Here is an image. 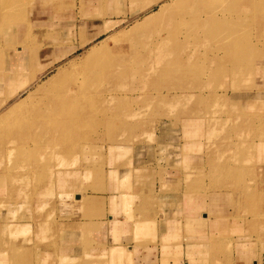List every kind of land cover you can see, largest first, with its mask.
Wrapping results in <instances>:
<instances>
[{"label": "rangeland", "instance_id": "1", "mask_svg": "<svg viewBox=\"0 0 264 264\" xmlns=\"http://www.w3.org/2000/svg\"><path fill=\"white\" fill-rule=\"evenodd\" d=\"M75 3L56 0L54 13L66 11L53 15L38 0H0V74L25 32L31 43L38 39L35 44H44L47 39L35 37L47 34L56 38L61 53L70 50L61 46L71 41L74 29L71 32L64 24L67 20L57 17L69 14L67 10L72 11ZM263 3L185 0L174 6L171 0L150 14L151 9L131 14L127 3L116 15L122 19L116 29L60 61L37 81L41 84L66 68L56 85L37 90V84L32 92L20 93L0 108L1 113L31 95L27 105L0 122V252L5 249L6 258L10 256L3 264H39L41 244L46 248L57 235L63 243L67 228H79L81 202L75 199L78 194L103 191L107 145H119L131 157L138 149L142 166L160 160L171 173L185 166L186 191L199 190L201 185L188 183L189 179L203 181L202 185L212 179L207 185L212 189L261 188L264 159L256 144L264 140ZM40 9L41 20L57 25H32L30 20ZM82 17L77 16L79 23ZM108 17L99 15L100 19ZM151 17L155 18L151 25L130 30ZM124 32L129 35L116 38ZM105 43L106 52L89 63L82 62L85 54ZM17 52L14 61L20 62L27 53L21 58ZM74 62L81 64L72 70L69 65ZM27 82V78L18 80L8 90L14 85L21 90ZM179 145L186 146L183 153L178 152ZM83 149L91 153L87 162H82ZM185 153H191L189 160L185 157L186 164L181 161ZM73 163L85 167H71ZM82 170L85 183L79 181ZM62 172L73 174L70 182H58ZM232 177L236 183H224ZM177 186V181H171L168 188L177 190ZM234 193L236 198L238 192ZM256 202V197L250 201L253 211H257ZM253 211L251 221L264 223V212L258 216ZM59 264L66 263L59 260Z\"/></svg>", "mask_w": 264, "mask_h": 264}, {"label": "crops", "instance_id": "2", "mask_svg": "<svg viewBox=\"0 0 264 264\" xmlns=\"http://www.w3.org/2000/svg\"><path fill=\"white\" fill-rule=\"evenodd\" d=\"M170 1L76 0L73 10H67L66 14L68 11L69 14L57 17L59 21L67 20L64 24H68L71 32L74 29V36L70 37L71 41L61 46V48H69L70 51L60 60L36 71L34 68L37 69L43 56L50 52V47L58 44L54 36L47 34L35 38L47 39L49 42L46 40L44 44H35L38 39H33L34 42L31 43L30 39L26 40L29 35L25 32L21 36L22 39H17L19 45L9 57L7 68L1 69L0 93L3 97L0 99V108L20 93L31 92L35 88L34 85H40L37 81L41 75L52 71V67L60 61L71 57L77 50L116 29L122 21L116 15L122 12L123 6H128L127 3L130 5L131 14L147 12L151 9V12H148L150 14ZM47 11L53 15H60L66 10L63 12L58 10L60 13L57 14L49 7ZM101 13L109 17L100 19ZM40 15L41 9L37 11V16L34 15L33 20H30L32 25L39 27L57 25L53 21L41 20ZM80 15L84 18L81 23L77 18ZM26 42L30 45H25ZM33 45H35L33 49L38 51L35 50L37 57L22 61L20 66L15 68L16 49L22 58L27 52L32 54L29 48ZM33 73H35L34 77L31 76ZM25 78L28 82L23 89L19 90L20 87L14 85L10 91L8 90L18 80L23 81ZM9 93L16 94L9 96ZM254 100L257 103L258 100ZM5 111L4 109L0 115ZM263 142L264 140H260L256 144V148L261 151L262 159H264ZM177 147L178 152L182 150V153L186 149L183 145ZM123 150L119 145L104 146L103 191L77 195L79 199L75 200L81 202L79 210L82 216L79 228H67L63 243L57 235L56 241L51 240L52 244L46 245V248L41 244L37 256L39 264H59V260L66 264H74V261L78 264H264V223L251 221L252 215H249L255 208L250 203L255 197L257 211H253L254 215L261 216L264 212V184L258 190L244 188L240 191L236 188H209L207 185L213 181L212 179H206L205 185H202L203 181L198 179H189L188 183L202 186H198L199 190L186 191L185 166L183 170L178 168L176 173L164 169L165 166L160 160L142 166L137 154L138 149L132 157ZM190 154H181L182 163L186 164L185 161L189 160ZM82 157V162L89 161L91 153L83 149ZM185 157H188V160H185ZM73 159H68L67 156V160L73 162ZM67 165L69 166L70 163ZM73 166L85 167L74 163L71 167ZM260 171L264 174V161L261 162ZM71 172L74 173V170ZM60 174L58 182L61 183L70 182V176L73 175L66 172ZM79 175H82L80 183H85V171L82 170ZM75 177L77 179V176ZM171 181H177L179 184L177 190L168 188ZM224 183L232 185L236 180L232 177ZM195 187L197 189V186ZM234 191L238 192L236 198ZM5 253V249H2L0 264L9 260L10 256L7 254L6 258ZM43 254H46L44 259H42Z\"/></svg>", "mask_w": 264, "mask_h": 264}, {"label": "bare ground", "instance_id": "3", "mask_svg": "<svg viewBox=\"0 0 264 264\" xmlns=\"http://www.w3.org/2000/svg\"><path fill=\"white\" fill-rule=\"evenodd\" d=\"M26 1V0H25ZM28 2L30 1V0H27ZM183 1H185V0H175V4H174V6H176V5H179L181 2H183ZM38 2L39 3H41V6L42 7H50L51 6V9H53L54 10V8L53 7H55V5H56V0H44V2L42 1H39L38 0ZM55 4V5H54ZM48 5V6H47ZM36 11V10H35ZM5 12H7L6 10H5ZM4 12V13H5ZM17 12V11H16ZM15 13V12H14ZM22 13V12H21ZM20 13V14H21ZM53 13H54V11H53ZM20 14H19V16H20ZM15 15V14H14ZM11 16V15H10ZM3 17V16H2ZM155 17V16H154ZM18 18V17H17ZM10 19V18H9ZM19 19V18H18ZM5 20V19H4ZM37 20V19H36ZM8 22V21H7ZM10 22V21H9ZM20 22V21H19ZM153 22H155V18H153V17H151V18H149V19H146V20H144L143 22H139V23H137V24H135L134 26H132L131 27V29L130 30H136V29H139V28H143V27H146V26H148V25H151ZM4 23V22H3ZM58 23V22H57ZM55 25V24H54ZM62 25V24H61ZM59 26V25H58ZM48 28V27H47ZM209 28V27H208ZM213 29H215V28H213ZM197 30V29H196ZM220 29L219 28H216V31H219ZM130 32V31H129ZM129 32H124V33H122V34H119L118 36H116V38H123V37H127L128 35H129ZM142 34V33H141ZM213 37V36H212ZM215 37V36H214ZM135 39H137V37L135 38ZM214 39V38H213ZM209 40V39H208ZM119 41H121V40H119ZM212 42V41H211ZM111 44V43H110ZM117 44V43H116ZM30 44H28V42H27V46H29ZM116 46V45H115ZM46 47V46H45ZM33 48H35V45H33L32 46V48H30V50L32 51V54H30V53H28L27 52V55H26V57L24 58V59H22V60H20V62H15V67L16 68H18L20 65V63L22 62V61H28L30 58L31 59H34V58H36L37 57V53H36V51L33 49ZM56 48V49H55ZM48 49V48H47ZM50 52H47V54H45V55H49V56H51L48 60H46V61H44V59L40 62V64H39V66H40V69H43L47 64H49V63H54L55 61H58V60H60L61 58H63L64 56H66V54L70 51V50H68V51H65V52H63V53H61L58 49H59V47L58 46H56V44L55 45H53V46H51L50 47ZM30 50H29V52H30ZM44 50V49H43ZM107 51V43H105V44H103V45H101V46H99L98 48H96V49H94V50H92V51H90V52H88L87 54H85V56L84 57H82V62L83 63H89V62H91V61H93V60H95V59H97L99 56H101L104 52H106ZM38 52V51H37ZM56 52V53H55ZM164 53V52H163ZM44 55V56H45ZM191 56V55H190ZM193 57V56H192ZM194 58V57H193ZM188 60V59H187ZM40 61V60H39ZM172 63V62H171ZM179 63V62H178ZM182 63V62H181ZM186 63V62H185ZM78 64H81V63H72V64H70L69 66H71L72 67V70H74L75 68H77V66H78ZM211 64V63H210ZM77 65V66H76ZM183 66V65H182ZM165 67V66H164ZM262 67H264V62L263 61H261V68ZM168 69V68H167ZM66 68L65 69H58V71L57 72H55V73H53L52 75H49V77L46 79V80H44L39 86H38V88H37V90H40V89H42V88H46V87H48V86H51V85H53L56 81H57V79H58V77H60L62 74H64L65 72H66ZM194 70V69H193ZM165 73V72H164ZM71 75V74H70ZM94 75V74H93ZM96 75V74H95ZM160 75V74H159ZM66 76H67V74H66ZM157 76V75H156ZM88 78V77H87ZM72 79V78H71ZM82 79V78H81ZM70 80V79H69ZM74 80V79H73ZM42 81V80H41ZM40 81V82H41ZM61 82V81H60ZM75 82V81H74ZM68 83V82H67ZM71 83V82H70ZM55 85H56V83H55ZM68 85V84H67ZM35 86V85H34ZM60 86V85H59ZM91 87V86H90ZM94 87V86H93ZM96 87V86H95ZM94 87V88H95ZM99 87V86H98ZM87 89V88H86ZM49 90V89H48ZM55 90V89H54ZM65 91V90H64ZM32 92V91H31ZM46 92V91H45ZM83 92V91H82ZM35 93H36V91H35ZM38 94V93H37ZM55 94V93H54ZM60 94V93H59ZM99 94V93H98ZM46 95V94H45ZM43 96V95H42ZM55 96V95H54ZM65 96V95H64ZM39 97V96H38ZM51 97H52V95H51ZM31 98V95H28L27 97H25V98H22L21 100H19V101H17V102H15L13 105H11L6 111H5V113H3L2 115H0V122L4 119V118H7V116L10 114V113H13V112H15L16 110H18V109H20V108H22L23 106H25V104L27 103L26 102V100H29ZM36 98V97H35ZM52 98H55V97H52ZM72 98V97H71ZM97 99V98H96ZM45 100V99H44ZM81 100V99H80ZM36 101V100H35ZM61 101V100H60ZM66 101V100H65ZM62 103H63V101H62ZM81 103V102H80ZM27 105V104H26ZM65 107V106H64ZM73 107V106H72ZM31 109V108H30ZM33 109V108H32ZM52 109V108H51ZM70 109V108H69ZM206 109V108H205ZM27 110V109H26ZM102 110V109H101ZM208 111V110H207ZM207 111H205V112H207ZM74 113H76V111L74 112ZM87 113H89V112H87ZM103 113V112H102ZM84 114V113H83ZM82 115V114H81ZM209 115V114H208ZM13 116H15V115H13ZM19 116V115H18ZM39 116V115H38ZM54 116V115H53ZM66 117V116H65ZM90 117V116H89ZM12 118V117H11ZM29 118V117H28ZM49 118V117H48ZM14 119V118H13ZM47 119V118H46ZM80 119H81V117H80ZM83 119V118H82ZM5 120V119H4ZM33 120V119H32ZM73 120V119H72ZM76 120V119H75ZM14 122H15V119H14ZM22 122V121H21ZM31 122V121H30ZM47 122V121H46ZM45 122V123H46ZM4 123V122H3ZM10 123H12V122H10ZM9 123V124H10ZM90 123V122H89ZM37 124V123H36ZM43 124V123H42ZM72 124V123H71ZM262 124V123H261ZM32 125V124H31ZM120 126V125H119ZM30 127V126H29ZM52 127V126H51ZM50 127V128H51ZM11 128V127H10ZM9 128V129H10ZM89 128V127H88ZM63 129V128H62ZM119 129V128H118ZM117 129V130H118ZM79 130V129H78ZM116 130V129H115ZM117 130H116V132H117ZM60 131V130H59ZM111 132V131H110ZM69 138V137H68ZM71 142H72V140H71ZM125 161H127V160H125ZM2 237V236H1ZM6 239V238H5ZM4 241V240H3ZM7 242V241H6ZM11 243H13V242H11Z\"/></svg>", "mask_w": 264, "mask_h": 264}]
</instances>
